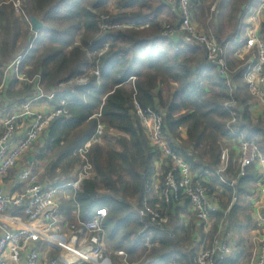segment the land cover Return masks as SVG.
Here are the masks:
<instances>
[{
	"label": "trees",
	"instance_id": "obj_1",
	"mask_svg": "<svg viewBox=\"0 0 264 264\" xmlns=\"http://www.w3.org/2000/svg\"><path fill=\"white\" fill-rule=\"evenodd\" d=\"M110 1L112 0H95L93 3L90 0H29L30 8L27 12L30 18L35 17L44 25L38 34H35L36 38L33 44L36 45L31 49L30 56H28L36 68L29 74L30 76L38 74L44 80L47 89L56 88L58 84L67 82L81 68L86 61V49L92 50L105 42L110 45L109 50L101 57L102 76L99 82L92 78L87 86H75L72 91L66 88V90H61L58 93L55 99L57 102L60 99L69 101V117L63 116L54 120L50 124V135L55 144L63 142L62 153L65 156H73L76 150L82 147L94 134L99 122L106 127L107 131L116 130L125 135L117 140L123 145L125 153L115 149L111 150L118 157H107L106 163H103L104 166L99 160L102 153L99 144L96 143L91 147V149L95 147V153H98V157H93V161H91L97 172L98 180L103 184L107 193L100 194L99 185L97 186V183L91 179L83 182L82 191L77 194V201L82 205L83 212L87 214H90L96 207L97 199L101 198L111 203L105 227L107 233L113 238L119 229L117 227L114 230L113 226L118 225L113 222L117 215L115 207H117L116 210L126 212L132 209L131 206L116 199L119 190L121 188L125 190L128 185L122 176L123 173L131 177L134 185L133 192L138 197L139 202H142V199L147 196L150 176L153 171V159L157 150L148 144L138 116L134 111V103H139L143 108H152L153 110L158 108L153 97V91L160 75L165 76L166 80L176 82L180 87V91L176 94V98L180 99L178 104L180 106L174 103L169 107V113L165 117L167 128L171 133H175L179 126L190 122L188 143L194 145L196 149L202 145L204 137L211 139V148L215 152V154L213 153L214 161L217 158L215 146L218 136L231 134L227 128L231 118L224 107L226 100H230L229 88L225 79L221 77L216 67L207 65L206 59V66L201 69L198 67L199 62L202 61L203 57L205 58V52L199 48L185 45H182L179 50H175L173 44L162 35V26L158 18L165 17L171 24H174L178 18L165 3L166 0H114L117 2L119 12L116 15L108 14L109 12L105 13L110 17L112 23L140 26L148 23L149 26L139 30L126 27L103 32L101 19L98 20L97 14L92 10H104L107 2ZM173 1L177 2L178 0ZM241 1L236 0L233 15L241 12L242 6H248ZM90 2L92 3L91 8L86 7ZM9 9L10 7L0 9V42L2 33L6 34L4 41H9L13 35V30L10 28V16L13 12L8 11ZM65 18L75 20V24L62 31L61 29L49 28L45 24L51 20L62 22ZM240 18L238 17L237 20L231 22L238 24ZM147 28L149 31H145ZM237 30L236 28L225 40L218 36V44L224 47L225 42H235V49L237 50L246 41V39L238 40L240 34L237 33ZM90 34H96L91 40L93 43H90ZM77 40H80L81 44L87 48L83 50L81 46H74ZM9 46L11 45L7 44V48ZM36 53L39 55L37 56ZM0 55L2 56L0 71L9 65L10 58L13 57L14 60L19 56L15 47H9L8 51L0 50ZM228 62L230 64L229 60ZM24 63H22V67H25ZM150 63L149 71L143 76L138 70ZM52 64L54 65L52 66ZM239 74L242 76L241 70L234 73L233 78ZM132 78L135 80L133 86L128 90L126 86L132 81ZM205 81L215 85L218 89L217 93H213L212 98L207 96L206 89L201 85V82L205 83ZM107 86H110L113 91L108 94L104 102L100 92ZM222 100L224 101L221 102ZM180 109L186 110V113L174 117L175 111ZM94 110L99 111L98 119ZM245 124L250 125L248 113L243 114L232 125V128L242 131L248 139L256 140L260 150L264 153V130L259 124L245 130ZM83 127H85L83 131L74 138L72 137L71 142L67 140L71 132L75 134V130ZM206 131H208L209 136L206 135ZM258 134L261 136L260 141L256 138ZM175 150L178 154L183 153L184 160L189 162L193 169H200L202 164L192 161L188 157L187 151H183L188 150L187 148L181 147L180 151ZM132 152L137 154V158L130 157L133 156ZM89 154L88 160L90 161ZM196 157L199 160L202 159L201 156ZM115 175H117V180L113 179ZM238 180L235 189L228 187L229 192L236 191L237 193L242 190L243 184L250 180L248 170L245 176L238 177ZM117 182L121 184L120 189L116 186ZM97 188L98 192L96 191ZM99 208L101 207L99 206L94 211ZM129 218L137 222L135 223L137 224L136 230L133 233L129 232L133 235L131 236L134 241L132 249L141 247V252L146 253L149 262L160 258L162 264L166 263L168 256L176 247L166 229L164 231L153 229L148 222L140 220V218L133 219L132 216ZM130 230L133 231L134 229ZM149 231H151V249L145 246L143 241ZM125 235H128V232ZM105 247L106 244L103 241V248L105 249Z\"/></svg>",
	"mask_w": 264,
	"mask_h": 264
},
{
	"label": "crops",
	"instance_id": "obj_2",
	"mask_svg": "<svg viewBox=\"0 0 264 264\" xmlns=\"http://www.w3.org/2000/svg\"><path fill=\"white\" fill-rule=\"evenodd\" d=\"M259 1L260 0H242L241 3L248 4V6H242L241 12H239L237 15H233V7L236 3V0H220L218 12L221 13L223 18L226 17V19L227 15L230 13L228 18L230 22L233 20H237L238 17H241L240 22L238 24H234L232 29L233 32L236 28L240 27V25L243 23V19L246 22L249 21V18L252 14L251 9ZM205 2H208V4L211 3V5L214 4V0H191V5H195L197 10V7H201ZM165 3L169 6L172 12H174L173 5L175 1L166 0ZM211 5L210 11L213 12ZM225 5H228L229 8L226 9L224 7ZM106 9L112 14H117L119 12L117 2L114 0L107 2ZM191 12L192 20H194V10H192ZM174 14L176 13L174 12ZM176 16L178 18L174 22V24L168 22L165 17L158 18V21L162 26V35L165 36L173 44L175 50H179L182 45L188 46L186 44V42L188 41L187 36L184 34H174L172 36H166V34L164 33V26L166 24L171 26H177L179 24L180 17L177 14ZM196 25L201 29V31H206L204 26H199L198 24ZM145 31H149V28L145 29ZM232 32L230 34H232ZM226 43H230V47L228 45L225 46L226 49L222 47L226 52V57L230 61L231 67L239 71L238 68L243 63L244 59L238 58L236 56L235 42ZM254 56L255 50L248 54L247 58L254 59ZM198 65L200 69L206 66L204 57ZM8 66L4 68L6 69L8 68ZM150 66L151 63L145 64L141 68V70L138 71H140L143 76H145L144 74L149 71ZM20 67L21 74L23 75V71L26 68L22 67V64ZM4 68H1L2 70L0 71V84L3 83V80L5 78V86L0 94V125L3 119H5L6 117L21 114L23 105L26 100L30 97L38 95L39 92L38 86L35 83L28 84L23 80H20L16 76L14 70L7 71ZM151 72H153V69H151ZM6 73L7 77L4 76V74ZM134 80L135 79L132 78V81L127 84L126 89L130 90V88L133 86ZM167 81H169L170 83H165L166 85L164 86V83H162V79L159 78V81L156 82V88L153 91V97L158 107L156 111L162 113L164 117H166L167 113H169V107L171 105L177 103L176 105L180 106L178 105L180 99L176 98L177 92L180 91L179 85L172 80ZM232 83L234 85L233 94H236L237 97L236 100L239 109L238 119L243 114L248 113V120L250 122V125L245 124L244 129L246 130L248 127L251 128L255 124H259V126L264 130V102H260L258 98L253 97L249 93L240 74L236 78H232ZM240 84L245 88L246 91L241 89ZM201 85H203V88L206 89L207 96L212 94V90H215L213 92H218L217 87L209 82H201ZM60 91L61 90L55 88H50L47 89V92H44L47 95L51 94L52 92H55L58 95ZM112 91L113 90L110 86L105 87L100 92L102 101L105 102L108 94H110ZM245 96L247 97L244 98ZM56 97L53 100L42 99L36 102V111L39 113L50 112L55 106L59 105L60 100H62L60 99L57 102V100H55ZM185 113L186 110L184 109L177 110L174 113V117L184 115ZM22 123L28 124V117L20 121L19 125H22ZM189 124L190 122L179 126L175 130V133H171L166 126L168 141L174 150H179L181 147L187 148L188 150L183 151H187L188 157H190L192 161L202 164L200 169H193L191 164L185 160V162L190 166L194 177L196 179L204 180V183L210 188V198L211 203L214 207V211L208 221H201L197 218L194 208L187 200L182 199L179 202L172 203L168 211L169 222L166 226V232L170 235L176 247L170 254V256H168V261L163 264H169V261L172 258H178L180 260V264H190L193 256L204 249L206 246H208V242H210L217 233L226 238L231 247V253L228 256L225 264H254L258 252L257 239L263 233L260 214L263 211L264 202L260 195V187L264 183V163L257 162L248 169L250 180L248 181V183L243 184V188L240 192H229L230 190L228 189V186L223 183L222 178L230 179L233 177L235 179H238V140L231 134L218 136L217 141L221 140V147L225 146L229 150L227 170L222 173L221 176H204L205 170L216 172L217 170L222 168L223 162L220 159L221 147H218L217 144L215 146V150L217 153V158L215 161L213 160V153L215 154V152L211 148V139L204 137L202 145H200L199 148L195 149L194 145L188 143ZM71 134L72 132L70 133V135ZM117 134L121 133L116 130L107 131L105 127L103 142L111 143L110 141L114 140L117 137ZM207 134L209 136L208 131H206V135ZM17 136L18 138H20L22 136V132L19 131ZM256 138L260 141V134H258ZM114 145L115 146L113 149H118L117 145ZM62 148L63 142H61L60 144H55L54 139H52L50 135L49 125L44 133L40 136V138L33 144L30 150L20 158V160L8 171L5 176L0 178V185L4 188L6 193L10 195L21 192L28 184V181L21 179V175L25 171H29L34 176H36L37 181L41 185H43L44 188L56 190L59 205V223L57 229L53 232H46L45 224L38 225L36 223L28 221L14 206H10L5 213L0 214V221L9 223L15 229H37L39 237L31 245L39 251L41 257L46 261L57 258L59 255V250L51 248L47 243L50 234H68L70 233L69 226L71 224L79 223L77 221H86L90 219L95 213L94 210L99 206L101 208H106L109 212V206L111 205L110 202L100 198L97 199L96 207H94L90 214L83 212L82 205L77 201V194L82 191V185L84 181L93 179L97 183V186L99 185L100 194H104L107 192L104 190L103 184L98 180V175L95 171L94 165H91L93 167V170L88 172L86 178L82 180L80 188H74L72 183L77 181L83 175L85 162L80 161L79 163H73L74 158L72 156H65L62 153ZM101 154L102 155L100 156L99 160H101L102 162L101 165L104 166L103 163H106L107 157L105 159L103 155V149ZM179 155L182 158L184 157L183 153L181 152L179 153ZM196 156H201L202 159L199 160ZM171 165V159L164 158L158 153H155L153 159V171L150 176V184L148 185V192L146 194V197L147 199H149L150 203L153 206H156L158 208L164 207L161 196V187L165 172L170 168ZM126 175L127 177H125ZM115 176H113V179L117 180V177ZM122 176L124 177V179H126L128 185L126 186L125 190H122V188L121 190H119L117 195L118 198L116 199H119V202L121 203L131 206L132 209L128 212L120 211L116 210L117 207H115L114 205L115 211H117V215L115 216L113 222L118 225L113 226L114 230L117 227L119 229L115 233V236L112 238L110 234L107 233L104 223L105 231L102 238V243L104 241L106 244L104 255L109 257L113 261V264H162L160 258H156L153 262H149L146 253L141 252V247L135 248L136 250L132 249V247H134V241L131 239V236L133 235L129 232L133 233L136 230L137 224L135 223L137 222L133 221L132 218L129 217L132 216L133 219L140 218L137 214V211L140 209L142 202H139L138 197L134 195V185L131 177L126 173H123ZM141 176L143 177L144 175L142 174ZM116 186L120 189V182H117ZM96 191L98 192V188L96 189ZM108 214L107 219L109 217ZM140 220L142 219L140 218ZM130 229L134 230L131 231ZM127 232L128 235H125ZM81 238H86V234H83ZM71 247L72 246H67L65 248L63 247L64 258H67L71 261H74L80 257L86 259V255L84 253L78 250H71L73 249ZM151 248L152 246L149 247V249ZM78 249L80 250V248ZM25 254L26 251H23V258L21 261L22 264H24L25 262ZM82 264L91 263L89 261H85Z\"/></svg>",
	"mask_w": 264,
	"mask_h": 264
},
{
	"label": "built area",
	"instance_id": "obj_3",
	"mask_svg": "<svg viewBox=\"0 0 264 264\" xmlns=\"http://www.w3.org/2000/svg\"><path fill=\"white\" fill-rule=\"evenodd\" d=\"M220 0H214L213 9L216 8ZM19 9V6L16 7ZM174 12L180 17L177 26L165 25L164 33L166 36L174 34H184L188 41L186 44L193 48H199L205 52L207 65L214 66L219 71L221 77L226 81L231 96L225 103V110L230 116L227 128L231 135L238 140L239 145V167L238 177L245 176L247 170L255 163H264V154L259 148L256 140L248 139L242 131L232 128L237 121L239 109L236 106L237 101L233 98L234 85L232 78L235 72L229 64L224 50L218 44L217 40L201 31L194 24L191 12V0H178L173 5ZM252 14L247 22V39L240 46L235 54L238 58L244 59L238 68L242 71V79L249 93L264 102V0H260L252 7ZM30 23V18L26 17ZM136 24L112 23L108 15L101 17V30L111 31L122 28H133L139 30L148 27ZM109 43L105 42L96 48L86 49V61L71 77L68 82L67 90H73L75 86H87L92 78L97 82L101 79V57L109 50ZM255 50L254 59H248L247 55ZM24 57L16 58L9 64L7 71L14 70L16 76L28 84L35 83L38 86V95L30 97L23 105L22 113L6 117L1 123L0 133V178L5 176L8 171L27 153L33 144L40 138L48 126L56 119L69 117V101L60 100L59 105L55 106L48 113H39L36 111L35 103L42 99L53 100L56 93L45 94L42 89L41 77H26L21 74L20 66ZM20 72V73H19ZM7 77V73L4 74ZM5 86V78L0 84V94ZM136 112L143 132L150 146L157 150V153L172 161V165L166 170L161 187V196L164 207L153 206L149 199L144 198L138 216L145 222H148L153 229L165 230L169 222L168 211L172 203L179 202L182 199L187 200L194 208L196 216L201 221H208L212 216L214 207L211 203L210 188L204 183V180L196 179L190 166L185 160L171 147L166 130L165 117L162 113L152 108H143L139 103H134ZM28 117L29 123L19 125V122ZM22 136L18 138V132ZM104 135V126L98 123L94 134L90 139L75 152L78 158H81L84 164L83 175L74 183L73 187L80 188L83 179L91 171V164L88 160L89 150L94 144H100ZM220 159L223 162L222 168L216 172L205 170L204 176H221L227 170L229 160L228 148L222 147ZM22 180L28 181L25 188L17 194H8L0 185V214L5 213L10 206L16 207L21 215L28 221L38 225L45 224L46 232H53L57 229L59 223V205L55 189L44 188L37 181V177L31 172L25 171L21 175ZM223 183L228 187L235 189L238 179L222 178ZM260 195L264 202V183L260 187ZM108 210L99 208L93 216L86 221H77L79 223L69 226L68 234H50L47 243L55 250H59L57 258L44 260L39 251L31 244L38 239L37 229L13 228L9 223L0 221V264H22L23 251H26L24 264H82L89 261L91 264H113V261L104 255L102 238L104 236V223L107 218ZM263 233L257 239L258 252L254 264H264V206L260 214ZM86 234V238H81ZM151 231L146 233L144 245L151 246ZM72 246L71 250H78L86 255L71 261L63 256V247ZM80 248V250L78 249ZM231 253V247L227 239L217 233L213 239L208 242V246L196 253L190 264H225ZM169 264H180L178 258H172Z\"/></svg>",
	"mask_w": 264,
	"mask_h": 264
},
{
	"label": "rangeland",
	"instance_id": "obj_4",
	"mask_svg": "<svg viewBox=\"0 0 264 264\" xmlns=\"http://www.w3.org/2000/svg\"><path fill=\"white\" fill-rule=\"evenodd\" d=\"M90 1L93 3L95 0H90ZM91 2L88 3L86 5V7H90L91 8V5H92ZM32 5L33 4L31 3V6ZM210 5H211V3L208 4V2H205L204 5H202L201 7H197V10H196V6L195 5H191V11L194 10L193 14L195 16V18L193 20V21H195L194 24L196 23L199 26H204L205 29H206L205 33L212 35L215 39H217V41H218V36H219V38H222V39L225 40V38L228 36V34H230L232 32V29H233V26H234V23L230 22V20L228 19L230 13L227 15V19H226V17L223 18L221 13L218 12V10H219L218 7L220 5V2L217 4L215 9H213V4L211 5V8H212L213 12L210 11ZM17 6H19V9L16 8ZM4 7H10V9L8 11L11 10L13 12L12 15L10 16V28H12V30H13V35L11 36L9 41H4V38L6 37V34L5 33L1 34L2 35V40L0 42V50L8 51L9 47H11V48L15 47L17 49V53L19 55L18 57H24L25 58V56H26V58L23 59L24 61H22V63L25 62L24 65H25V68H26L23 71L24 75L26 77H30V78H32L34 76H38V74H34L33 76H30L31 72L36 70V68L34 67V63L30 59H28L29 58L28 56H30L29 54L31 52V49L34 48L35 45H36V44H33V42H34V40L36 38V35L32 31L31 25L27 22L28 20L26 19V17L30 18L29 15H28V12H27L28 8H30L29 0H0V9H3ZM224 7L226 9L229 8L228 5H225ZM202 8H203V10H202ZM92 12H95L97 14L98 20H100L102 16L107 15V14H105L106 12H109L108 14H112L110 11L106 10V8L104 10H98V11L97 10H92ZM114 15H116V14H114ZM45 24L49 28H54V29H58V30L61 29V31H62V30L67 29L71 25H74L75 24V20H70L68 18H65V19L62 20V22H57L55 20H51V21L46 22ZM246 24H248V23L243 19V23L240 25L239 28H237L238 29L237 33L240 34L239 35L240 38L238 40H240V41H243L244 39H247V35L246 34L248 33V28H246L247 27ZM96 34H98V33H96ZM96 34H94V35L90 34L89 35L90 36V38H89L90 43H93V41H91V40H93V38L96 36ZM76 42H75L76 44H74V46H77V45L81 46V48L83 50L87 48V47H85V46H83L81 44L80 40H77ZM7 44H9L11 46H9L7 48ZM226 45H228L230 47V43H226L225 42V46ZM44 46H45V43H44ZM225 46L223 48L226 49ZM220 47H222V46H220ZM41 48H42V45H41ZM224 53L226 55L225 50H224ZM8 54H11V52H8ZM36 55L38 56L39 54L36 53ZM18 57H16V58H18ZM84 59H85V55H84L82 60L84 61ZM0 60H2V56L1 55H0ZM9 60L11 61V62H9V64L14 61L13 57L10 58ZM53 65L54 64H52V66ZM29 72H30V74H29ZM146 77H144V78H146ZM70 79L71 78H69V80ZM160 79L163 80L162 83H164L163 84L164 86L167 83H170L169 81L166 80L165 76H162V74L160 75ZM144 80H146V79H144ZM63 83L62 84H58L56 86V88L55 87L54 88L63 91V90H66V88L70 87V84L69 85H65ZM54 86H55V84H54ZM240 86H241V89L245 90V88L241 84H240ZM42 89L47 92V88L45 86L44 80H42ZM213 91H215V90L211 91L212 94L209 95L210 98H212V96H213V93H214ZM229 96H231V92L230 91H229ZM246 97L247 96H245L244 98H246ZM233 98L234 99L237 98L236 94H234ZM223 101L224 100H222L221 102H223ZM228 101H229V99L226 100V102H228ZM236 106L238 107V104ZM94 113H95V115L97 116V119H98V110H94ZM84 128L85 127L81 128V129H78V130H75L74 131L75 134L74 133H72L71 135L69 134L70 136L68 135L67 140H70V142H71L72 139L74 138V136L80 134L83 131ZM124 136H125L124 134H117V137L114 140L110 141L111 143H105V142H103L104 139L102 140V142L98 146H100V148L103 149V151H104L103 155H104L105 159H106V157L116 156L115 152L111 151V150H113L112 146H115L114 144H116L117 148H118V149H116V151L121 152V153H125L123 145L117 141V140H120V138L124 137ZM220 141L221 140L217 141L218 147H221L220 143H222V142H220ZM117 143H119V144H117ZM223 147H225V146H223ZM130 151H132V149H130ZM95 152H96V149H95V147H93L91 149L90 154H89V157H90L89 159H90V162H91L92 166L94 165V164H92V161H93L92 158L93 157H95V158L98 157V153L96 154ZM131 154L133 156H130V157L137 158V154H135V152H132ZM72 157L74 158L73 159V163H79L80 161L83 162V160L81 158H77L75 153L73 154ZM116 157H118V156H116ZM138 159H141V158H138ZM140 162H141V160H140ZM92 166H91V171L93 170ZM234 172H232V173H234ZM115 177H117V176H115ZM125 177H127V175Z\"/></svg>",
	"mask_w": 264,
	"mask_h": 264
},
{
	"label": "water",
	"instance_id": "obj_5",
	"mask_svg": "<svg viewBox=\"0 0 264 264\" xmlns=\"http://www.w3.org/2000/svg\"><path fill=\"white\" fill-rule=\"evenodd\" d=\"M30 23H31V28L32 31L35 34H38V32L43 28V23L41 21H39L38 19H36L35 17H31L30 18Z\"/></svg>",
	"mask_w": 264,
	"mask_h": 264
},
{
	"label": "bare ground",
	"instance_id": "obj_6",
	"mask_svg": "<svg viewBox=\"0 0 264 264\" xmlns=\"http://www.w3.org/2000/svg\"><path fill=\"white\" fill-rule=\"evenodd\" d=\"M77 255H78V254H77ZM78 256H79V255H78ZM78 256H77V257H78Z\"/></svg>",
	"mask_w": 264,
	"mask_h": 264
}]
</instances>
